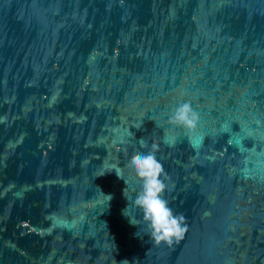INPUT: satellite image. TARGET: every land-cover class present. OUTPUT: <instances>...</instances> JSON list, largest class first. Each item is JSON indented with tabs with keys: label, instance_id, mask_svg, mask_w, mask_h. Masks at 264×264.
Wrapping results in <instances>:
<instances>
[{
	"label": "water",
	"instance_id": "1",
	"mask_svg": "<svg viewBox=\"0 0 264 264\" xmlns=\"http://www.w3.org/2000/svg\"><path fill=\"white\" fill-rule=\"evenodd\" d=\"M153 143L171 247L133 204ZM0 264H264V0H0Z\"/></svg>",
	"mask_w": 264,
	"mask_h": 264
},
{
	"label": "clouds",
	"instance_id": "2",
	"mask_svg": "<svg viewBox=\"0 0 264 264\" xmlns=\"http://www.w3.org/2000/svg\"><path fill=\"white\" fill-rule=\"evenodd\" d=\"M199 122V113L187 101L177 105L168 116L169 124L188 131H194ZM142 146L147 147L146 142ZM158 150L159 146L153 143L148 152L133 154L127 167L141 182L140 191L136 193L133 204L142 212L148 236L156 246L166 244L171 247L174 242L184 238L188 225L186 217L175 212L163 197L168 188L165 182L168 177L156 157Z\"/></svg>",
	"mask_w": 264,
	"mask_h": 264
}]
</instances>
